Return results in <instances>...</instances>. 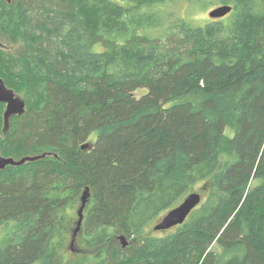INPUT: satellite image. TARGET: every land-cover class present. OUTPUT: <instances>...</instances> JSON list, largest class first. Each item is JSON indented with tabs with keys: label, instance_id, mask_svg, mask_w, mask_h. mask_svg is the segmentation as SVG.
I'll return each mask as SVG.
<instances>
[{
	"label": "trees",
	"instance_id": "obj_1",
	"mask_svg": "<svg viewBox=\"0 0 264 264\" xmlns=\"http://www.w3.org/2000/svg\"><path fill=\"white\" fill-rule=\"evenodd\" d=\"M182 1L0 0V264H264V0Z\"/></svg>",
	"mask_w": 264,
	"mask_h": 264
},
{
	"label": "water",
	"instance_id": "obj_2",
	"mask_svg": "<svg viewBox=\"0 0 264 264\" xmlns=\"http://www.w3.org/2000/svg\"><path fill=\"white\" fill-rule=\"evenodd\" d=\"M10 3L11 0H5ZM232 9V6L229 4H221L214 8H212L208 15L211 18H220L228 14ZM3 103L5 105L2 117H3V125H2V133L6 134L9 125L10 118L13 115H19L25 112L26 103L22 95L17 93L13 88L6 85L3 78L0 77V104ZM90 143L85 142L82 145V148L89 147ZM40 156H24L18 160L12 157L3 156L0 153V169H3L7 165H19L28 160H34L39 158ZM89 197L88 187H86L80 197V204L76 210L77 213V221L75 227L72 232V240L70 242L71 246L76 237L77 232L80 229V225L83 219V210L87 203ZM201 194L197 191H192L188 193L182 201L176 205L175 207L168 210L153 226L154 230H165L170 227H173L177 224H181L186 217L189 215L191 210L200 203ZM120 240L123 245H125L126 241L123 236H120Z\"/></svg>",
	"mask_w": 264,
	"mask_h": 264
},
{
	"label": "rangeland",
	"instance_id": "obj_3",
	"mask_svg": "<svg viewBox=\"0 0 264 264\" xmlns=\"http://www.w3.org/2000/svg\"><path fill=\"white\" fill-rule=\"evenodd\" d=\"M218 5L219 4H217L215 2H209V4H207V6L205 8H199L198 5H194V4L192 6H189L188 1L185 0V1H182L180 4H177L174 7V9H175L174 11H177L180 14H186L189 18H191L193 20L194 23L203 24L204 22H211V21L216 20L215 18H211L208 15V12L212 8H214ZM0 41L3 43L2 46H4V47L9 46L13 49L15 47V46L14 47L11 46L12 43L4 35H0ZM145 92H146V89H137L135 91V95L140 96ZM4 107H5V105H4ZM225 132L228 136L232 135V129H230V128H227V130ZM88 140H90V141L94 140V135L89 137Z\"/></svg>",
	"mask_w": 264,
	"mask_h": 264
}]
</instances>
